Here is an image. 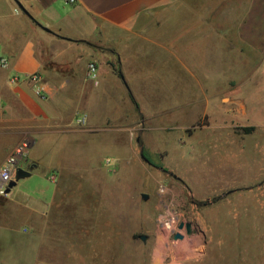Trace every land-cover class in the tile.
I'll list each match as a JSON object with an SVG mask.
<instances>
[{
	"label": "rangeland",
	"instance_id": "obj_1",
	"mask_svg": "<svg viewBox=\"0 0 264 264\" xmlns=\"http://www.w3.org/2000/svg\"><path fill=\"white\" fill-rule=\"evenodd\" d=\"M190 1L192 10L171 16L207 24L190 27L193 37L176 28L168 46L178 47L179 57L156 52L144 60L139 101L129 91L121 113L101 126L76 123V165H67L65 176L76 185L62 187L66 209L80 214L76 264H149L156 234L165 241L164 264H264V78L249 74L258 59L233 35L229 20L243 10L226 0ZM206 3L213 8L204 10ZM102 50L106 66L117 71L115 58ZM87 64L89 73L101 63ZM88 77L98 85L96 71ZM173 101L191 104L170 106ZM82 115L77 111L76 119ZM70 155L67 150L63 158ZM49 173L41 165L29 182L41 179L51 194ZM169 216L176 230L191 223L194 232L178 230L184 238L173 240L160 227Z\"/></svg>",
	"mask_w": 264,
	"mask_h": 264
},
{
	"label": "crops",
	"instance_id": "obj_2",
	"mask_svg": "<svg viewBox=\"0 0 264 264\" xmlns=\"http://www.w3.org/2000/svg\"><path fill=\"white\" fill-rule=\"evenodd\" d=\"M227 1L232 3L230 9L243 10L241 17L229 21L234 38L248 49L250 59H258L250 65L249 74L262 80L264 0H226L223 4ZM193 8L190 0H75L73 4L0 0V58L7 61L6 67L0 66V165L20 142L28 141V153L18 168L30 171L8 194L0 195V264H76L80 214L66 209L68 200L62 190L65 183L76 185V178H65L67 165L71 169L76 165V112L84 114L87 128L98 127L121 113L118 107L128 104L129 91L139 101L136 83L145 77L144 60L156 52L179 57L178 47L168 46L176 28L183 27L191 35L190 27L207 24L204 18L171 16ZM202 8L213 7L206 3ZM224 22L218 20L219 25ZM181 33L177 32L179 39L185 36ZM102 49L115 58L117 71L106 66L109 58ZM223 52L222 47L220 63ZM97 60L101 63L95 68L98 85L92 84L86 68ZM182 69L197 84L202 83L192 67L183 64ZM33 74L39 76L36 83L27 79ZM13 77L17 83L10 82ZM38 86L42 97L34 93ZM186 103L173 101L170 106L191 104ZM67 150L72 155L66 160ZM41 165L51 171L48 178L56 177L51 194L41 179L29 182ZM152 245L149 264H164L163 237L156 234Z\"/></svg>",
	"mask_w": 264,
	"mask_h": 264
},
{
	"label": "built area",
	"instance_id": "obj_3",
	"mask_svg": "<svg viewBox=\"0 0 264 264\" xmlns=\"http://www.w3.org/2000/svg\"><path fill=\"white\" fill-rule=\"evenodd\" d=\"M69 3H75V0H67ZM0 66L1 67H6L7 66V61L3 58H0ZM91 72H94L95 69L91 65L90 68ZM89 71V74H90ZM95 75L93 74V78ZM27 79H29L32 82H38L39 81V76L37 74L33 75H27ZM18 78L13 77L10 79L11 83H17ZM42 87L38 86L35 90V95L38 97H42ZM86 118L84 116H80L76 119V123L78 125H84ZM29 150V143L28 141H22L20 142L13 150L12 152L8 155L6 160L0 165V195L4 196L5 190L7 189L8 184L14 179L16 171L19 167V163L26 158V155ZM56 177L55 175H51L49 177L50 181H55ZM176 223V218L174 216H169L165 220L160 222V227L164 231H169L170 233L174 234L176 231V228L174 227Z\"/></svg>",
	"mask_w": 264,
	"mask_h": 264
},
{
	"label": "water",
	"instance_id": "obj_4",
	"mask_svg": "<svg viewBox=\"0 0 264 264\" xmlns=\"http://www.w3.org/2000/svg\"><path fill=\"white\" fill-rule=\"evenodd\" d=\"M18 7L21 9L22 13H24L27 17L32 19L31 16L29 15V13L22 7V5L20 3H18ZM42 29L48 32L47 29H45V28H42ZM29 175H30V171L29 170H24V169L18 168L17 171H16V174H15V179H13L8 184L7 189L5 190V194H8L10 192V190L16 186V183H17V181L19 179L27 178V177H29ZM143 198H146V195H143ZM178 230L179 231L184 230L186 235H191L194 232L195 229L193 228L191 223H185V224L184 223H180L179 226H178ZM141 238L143 240H145L144 236H142ZM183 238H184V236L180 232L174 233L173 236H172L173 240H182Z\"/></svg>",
	"mask_w": 264,
	"mask_h": 264
},
{
	"label": "bare ground",
	"instance_id": "obj_5",
	"mask_svg": "<svg viewBox=\"0 0 264 264\" xmlns=\"http://www.w3.org/2000/svg\"><path fill=\"white\" fill-rule=\"evenodd\" d=\"M177 243V242H176ZM161 246V245H160ZM168 246V245H167ZM180 246V245H179ZM158 249H157V251H156V254H155V261H157V259H158V253H159V251H160V248H162V246L161 247H157ZM178 248V247H177ZM187 248V247H186ZM187 250V249H186ZM184 251V250H183ZM189 251V250H188ZM184 253V252H183ZM185 254V253H184ZM185 256V255H184ZM161 261V260H160ZM155 263V262H154Z\"/></svg>",
	"mask_w": 264,
	"mask_h": 264
},
{
	"label": "trees",
	"instance_id": "obj_6",
	"mask_svg": "<svg viewBox=\"0 0 264 264\" xmlns=\"http://www.w3.org/2000/svg\"><path fill=\"white\" fill-rule=\"evenodd\" d=\"M132 98V97H131ZM141 157L147 162V163H150L151 162L149 161V159L147 158L146 154L144 152L141 153Z\"/></svg>",
	"mask_w": 264,
	"mask_h": 264
}]
</instances>
